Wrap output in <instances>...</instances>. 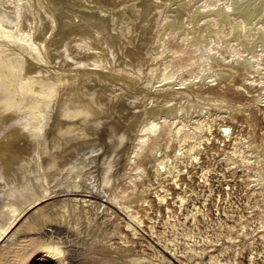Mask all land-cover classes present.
<instances>
[{"label":"rangeland","instance_id":"1","mask_svg":"<svg viewBox=\"0 0 264 264\" xmlns=\"http://www.w3.org/2000/svg\"><path fill=\"white\" fill-rule=\"evenodd\" d=\"M169 1L0 0L20 14L17 34L46 57L13 45L25 63L7 86L16 100L6 113L43 127L37 138L16 122L15 132L1 130L14 144L0 159L13 180L0 191V226L39 197L43 209L0 243V264H58L51 246L67 264H264V189L239 153L249 152L241 141L255 142L264 167V103L241 66L223 65L228 77L211 85L192 83L219 66L180 31L160 35ZM182 6L188 14L191 4ZM32 73L53 89L22 81ZM157 94L174 100L162 104ZM189 97L194 116L198 104L217 114L211 127L171 134L168 119L142 141L145 120L172 104L183 109ZM68 105L92 110L63 114Z\"/></svg>","mask_w":264,"mask_h":264},{"label":"bare ground","instance_id":"2","mask_svg":"<svg viewBox=\"0 0 264 264\" xmlns=\"http://www.w3.org/2000/svg\"><path fill=\"white\" fill-rule=\"evenodd\" d=\"M169 2L172 3L173 9H171L172 10L171 13L169 12L170 16L167 17L168 19L163 26L162 32L161 34L160 33L159 34L163 35V34H169L171 32L177 33L180 31L182 35H184L183 38L185 41L191 44V46L195 45L198 47V49L201 48L205 52V54L206 53L209 54V58H212V61L210 62L219 66L218 68H214L213 70H211L213 71L212 76H210L211 74L209 75L207 74V75L201 76L200 79L197 78L199 76L197 77L195 76L192 80V83H198L202 81V85H206V84L211 85L212 83L217 82L218 80L220 81V79H223L226 76L228 77V74H226L224 70L225 67H222L223 65L236 67L238 69H239V66H241V68L246 69L247 76L245 75L246 77L244 79L247 80L249 84H251V86L254 87L255 90L257 91V94L255 96L256 103L257 104H260L261 102L264 103V0H215V2L213 1L214 3H211V2L208 3L207 0H171ZM186 4L187 5L191 4V7L187 9ZM179 5L186 6L185 12L188 10V14L178 11ZM181 10L184 11V9H181ZM19 15L20 14L18 13L17 9L4 8L3 6L0 5V120H1L0 122V159L1 157H4L5 150L13 143V141L9 137L10 135H8V133H5L6 131L5 132L1 131L2 129H7V132H10V131L15 132L16 129L11 124H14V122H16L20 124L21 126H28L30 130L34 131L33 137L37 138L41 136V130L43 127V125L41 124H36V125L34 123L32 124L30 121L31 117L28 118L26 122H22L19 118L14 117L15 114L8 115L6 113L10 109L9 107L12 106L16 100L14 93L11 92L9 90V87L7 86H9V82L10 83L12 82V79L17 77L15 73L18 71L19 68H23V65L25 63L22 58L23 56L20 54L21 51H19V53L18 52L14 53L16 50V48H14L13 46L14 43L21 45V48L24 49L25 51L31 52V54L34 53L38 58L42 60L46 59L45 55L43 54V51L41 50L42 47L40 45L34 43L29 38H26L24 36H19L17 34L18 31L14 30V28L18 25L17 17ZM186 23H188L189 25L186 26ZM173 35L176 36V34H173ZM20 41H22V43H19ZM27 45H30V46H27ZM225 50H231V54L227 56L225 54ZM27 59H29V57L25 58V60ZM28 62L30 63L31 61L28 60ZM29 70H30V67H29ZM32 70L30 71L32 72ZM31 75L25 76L22 79V81L25 83L32 82L34 84L36 83L39 84L40 87H42L40 91H44V89H53L52 84L39 81V79H36L34 77L35 74L33 73ZM171 79L175 80V78L174 79L171 78ZM165 80H169V77ZM176 83L179 85L184 82L178 79ZM146 88H149V87L147 86ZM143 92L145 91L143 90ZM160 97L161 96H159L158 94L157 96L154 95L155 100L161 101L162 104L163 103L171 104L174 100V97L171 94L165 97L166 100H164V96L163 98H160ZM89 99L92 101L94 100L92 97H90ZM195 100H193L192 97H189L187 100L188 102L187 101L185 102L186 104L183 106V109L181 110L175 107L174 104H172L171 106H167L168 105L167 104L166 105L167 107L165 109H164L165 106H162L163 107L162 109H164V111L163 110L162 111L165 112V115L153 113L151 115L152 118L145 120L146 124H145L144 129L147 130V132L145 133L143 131L145 134L142 135V138H143L142 141L144 142L147 140V138L150 135V132H156L162 126L163 123L169 122L168 119H172V121L170 122L171 125L169 127V132L171 134L179 133L184 127H187L189 130L192 128L193 130L196 128H201L205 125L211 127L212 121L215 120V117L217 116V114L212 113L210 110L211 108L209 109L207 105L198 104L197 112H196L197 115L194 116L191 113V107L193 104H195L196 102ZM91 110H92L91 107L81 108V107H75L73 105H68L64 109L63 114H66V115L68 114L77 115V114H82V113L87 114V113H90ZM9 113H12V112H9ZM226 113L229 114L230 112L227 111ZM32 117H35V116L32 115ZM158 117L159 119L161 118L162 121L157 119ZM35 118H38L37 120H40L39 123L41 122V115L40 117L38 116ZM7 124H10V125H7ZM68 127L70 126L69 125L61 126L60 130H64ZM221 131L224 133L225 137H231L233 133L232 126L228 123H222ZM240 141L241 140L235 139L236 143ZM241 143L242 144L246 143L245 145L249 148V152H247V154H244L243 150H239L238 147H236L237 149H235L234 152H237L239 150L240 151L239 153L243 158V162L251 164V168L254 169L257 174L256 176L257 185H259V187L264 189V167L261 162L262 160L261 147L260 145L256 144L253 141H250V142L241 141ZM248 154H250V156H248ZM17 158H21V157H17ZM244 163L240 164L241 167H245ZM2 164L3 163L0 160V191H3V187L5 185H10L11 181H13L7 178L8 175L6 173H8V171L5 169H1L3 168ZM160 166H161L160 168H164L166 167V164H160ZM177 176L180 177L179 172ZM176 183H178L177 180H176ZM6 192L13 194L15 192V189L11 188ZM92 193L93 191H90L87 193H79V194L82 195L81 198L83 200H89L90 197L93 196ZM42 201L43 200H41V197L35 199L27 207L20 210L7 225H1L0 226V243L4 240H5L4 242H8L10 238L19 229V228L16 229L14 232L10 234V232L16 226L23 225L29 217H31L36 212L42 210L43 207H38L39 204L42 203ZM49 252L52 253L55 261L58 264H67L65 257H63L64 251L60 249L58 246L49 247ZM26 261H27V258H24L20 261V264H25Z\"/></svg>","mask_w":264,"mask_h":264}]
</instances>
